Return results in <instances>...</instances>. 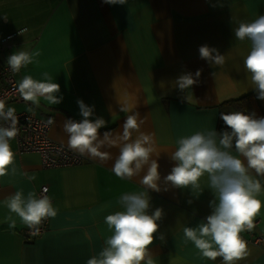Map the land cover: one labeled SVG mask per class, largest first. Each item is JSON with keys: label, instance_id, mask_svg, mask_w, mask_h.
<instances>
[{"label": "crops", "instance_id": "0c3cea01", "mask_svg": "<svg viewBox=\"0 0 264 264\" xmlns=\"http://www.w3.org/2000/svg\"><path fill=\"white\" fill-rule=\"evenodd\" d=\"M5 2L21 4L23 10L0 7V39L16 29L25 30L0 50V69L16 50L39 51L34 63L14 74L15 82L24 75L40 79L48 72L64 97L58 105L41 100L34 112L20 97L6 104L17 112L53 118L49 135L66 146L68 137L61 125L67 118L82 119L78 99L95 105V116L108 122L101 135L121 131L128 114L120 111L121 106L138 111L146 118L142 130L154 133L160 152L162 190H149V214L163 209L150 246L157 264H222L220 257L216 261L202 257L191 241L185 242L182 231L184 226L206 222L214 193L208 188L198 192L166 186L163 177L175 165L168 152L179 138L215 130L221 112H234L232 104L224 101L253 91L243 66L249 44L236 40L233 29L240 21L264 15V0H128L126 5L37 0L34 6L26 0H0ZM204 44L226 56L223 66L199 58V46ZM198 69H202L200 82L188 90L187 101L173 82L182 73L194 74ZM11 145L16 172L0 177V200L15 191L38 195L46 185V195L58 213L48 219L42 235L33 237L25 234V225L15 214L16 228L10 229L4 222L8 209L0 205V264H87L113 234L104 218L121 210L119 197L143 191L139 178L134 182L119 179L110 170L114 160L102 164L84 157L89 161L45 167L38 153H18L15 139ZM111 151L113 156L119 154L118 149ZM259 198L264 201V194ZM255 224L253 230L241 233L251 255L239 264H264V208Z\"/></svg>", "mask_w": 264, "mask_h": 264}, {"label": "clouds", "instance_id": "9594fccd", "mask_svg": "<svg viewBox=\"0 0 264 264\" xmlns=\"http://www.w3.org/2000/svg\"><path fill=\"white\" fill-rule=\"evenodd\" d=\"M103 3L126 5L128 0H103ZM219 6L222 7L223 3L220 2ZM233 32L236 40L249 44L248 54L243 58L244 70L249 88L256 93L257 99L264 101V15L251 21H240ZM198 51L199 58L209 65L225 64L226 56L215 47L204 44ZM39 55V51L16 50L7 57V65L13 74H18ZM201 74L202 69L194 74L185 72L173 82L185 93V100L189 99L188 90L199 84ZM16 92L29 103L30 112L40 107L41 100L58 105L64 99L60 84L54 82L48 72H43L40 79L24 75L18 81ZM77 104L82 119L67 118L61 125L68 137L67 148L102 164L114 160L110 170L119 179L134 182L139 178L143 188V191L119 197L117 205L121 210L104 218L113 234L104 241L99 254L87 260V264H157L150 246L156 240L163 209L156 208L149 214L152 207L149 190H162L158 171L160 152L154 133L142 130L146 118H142L138 111L121 106L120 111L128 113L121 131H104L101 135L100 129L108 122L95 116V105L89 106L82 99H78ZM220 119L230 130L198 131L178 139L174 150L168 152L175 165L163 177V182L166 186L198 192L208 188L214 193L215 199L210 202L212 213L206 217V222L182 228L185 242L191 241L206 259L216 261L220 257L222 264H239L251 255L248 242L241 233L256 227L255 218L264 208V201L259 198L264 194V117H258L255 112L234 111L221 112ZM18 123L16 109L0 99V177L16 172V153L11 141L19 133ZM53 123V118L49 117L46 125ZM113 148L118 149V155L113 156ZM163 190L167 191L168 187ZM47 191L44 188L39 196L35 192L25 196L22 191H15L0 200V205L8 209V215L4 217L8 227L16 228L15 214L33 234H39L44 222L58 213L46 195ZM159 239L163 241L164 235L161 234Z\"/></svg>", "mask_w": 264, "mask_h": 264}, {"label": "built area", "instance_id": "2783aa9c", "mask_svg": "<svg viewBox=\"0 0 264 264\" xmlns=\"http://www.w3.org/2000/svg\"><path fill=\"white\" fill-rule=\"evenodd\" d=\"M24 30V27L19 28L2 37L0 39V50L6 45L9 47L10 41ZM16 86L17 83L15 82L14 74L6 64L0 69V99L5 100L6 103L18 100L19 95L16 92ZM16 114L19 118V123L17 125L19 133L15 138L16 151L18 153H38L45 167H68L80 164L84 161V157L70 151L66 145L50 137L49 130L51 125H46L48 118L37 117L28 112H16ZM44 188H47V186L43 185L40 187L37 192L38 196L43 193ZM47 225L48 220L41 226L39 234H33L26 226L24 232L33 237L39 236L45 232Z\"/></svg>", "mask_w": 264, "mask_h": 264}, {"label": "trees", "instance_id": "16d2710c", "mask_svg": "<svg viewBox=\"0 0 264 264\" xmlns=\"http://www.w3.org/2000/svg\"><path fill=\"white\" fill-rule=\"evenodd\" d=\"M224 103L232 104L234 111H243L246 113L255 112L258 117H264V101L257 99L254 91L235 99H229L224 101ZM215 130L217 132L230 130L224 124L223 120L220 119V115L218 116Z\"/></svg>", "mask_w": 264, "mask_h": 264}, {"label": "rangeland", "instance_id": "374dc122", "mask_svg": "<svg viewBox=\"0 0 264 264\" xmlns=\"http://www.w3.org/2000/svg\"><path fill=\"white\" fill-rule=\"evenodd\" d=\"M26 2H29L31 4V6H34L37 3V0H26ZM0 7H2L5 10H9V9H20V10H23V6L21 4H18V3L5 2L3 4H0ZM85 160L89 161V159H85Z\"/></svg>", "mask_w": 264, "mask_h": 264}, {"label": "bare ground", "instance_id": "6f19581e", "mask_svg": "<svg viewBox=\"0 0 264 264\" xmlns=\"http://www.w3.org/2000/svg\"><path fill=\"white\" fill-rule=\"evenodd\" d=\"M16 37V36H15Z\"/></svg>", "mask_w": 264, "mask_h": 264}]
</instances>
